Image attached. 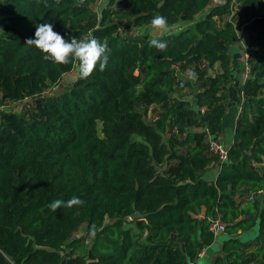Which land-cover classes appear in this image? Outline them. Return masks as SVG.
Masks as SVG:
<instances>
[{
    "label": "trees",
    "instance_id": "obj_1",
    "mask_svg": "<svg viewBox=\"0 0 264 264\" xmlns=\"http://www.w3.org/2000/svg\"><path fill=\"white\" fill-rule=\"evenodd\" d=\"M211 2L107 0L98 12L97 0H0V107L25 100L0 111V264H61L62 246L73 264H205L217 220L210 264H264V0ZM157 15L191 25L128 31ZM39 22L107 45L106 67L81 79L75 60H45L27 43ZM240 33L247 73L220 161L209 139L221 141ZM73 68L70 86L45 95ZM73 195L83 203L48 207ZM82 224L92 242L77 253Z\"/></svg>",
    "mask_w": 264,
    "mask_h": 264
},
{
    "label": "clouds",
    "instance_id": "obj_2",
    "mask_svg": "<svg viewBox=\"0 0 264 264\" xmlns=\"http://www.w3.org/2000/svg\"><path fill=\"white\" fill-rule=\"evenodd\" d=\"M151 24L163 29L166 27L167 19L162 15L154 16ZM27 43L38 48L45 60L66 64L72 60L76 61L79 77H88L93 70L99 66L103 70L109 59V49L107 45L99 43L95 38L77 39L72 36L66 39L59 32L54 31L53 23L39 22L36 25L34 38H29ZM150 44L159 50L167 47V42L157 38L150 40ZM83 203L79 196L73 195L68 200L56 199L48 205L50 209L56 211L61 207H72Z\"/></svg>",
    "mask_w": 264,
    "mask_h": 264
},
{
    "label": "rangeland",
    "instance_id": "obj_3",
    "mask_svg": "<svg viewBox=\"0 0 264 264\" xmlns=\"http://www.w3.org/2000/svg\"><path fill=\"white\" fill-rule=\"evenodd\" d=\"M106 1L107 0H97V3L95 4L94 9L99 12L101 10V8L106 4ZM221 1H223V0H212L211 3L216 4V3H219ZM190 25L191 24L187 21H178L172 25H166L165 28L160 29V28L154 27L152 24H144L142 26H131L128 28V31L131 32L132 34H134V33L137 35L147 34L149 37L162 38L163 36H165L167 34L177 33L181 29H183L187 26H190ZM245 41L246 40H245L243 33H240L237 43H235L231 47L230 55H231V60H232V74H233V78H234V80H233L234 82L232 84H235V85H232V84L228 85L229 83L227 84L228 89H229V94H230L231 88L236 90V92L238 91L240 81L243 79L244 74L246 73V71H245L246 68L242 67L244 65L246 67V62H245L246 54L244 53ZM76 75H77V69L76 68H73L72 70L64 73L61 76L58 83L54 84L53 86H51L49 89H47L45 91V95L58 94V93L62 92L66 87H68L72 84V82L76 78ZM187 92H188L187 88H185L182 91V93L184 95ZM235 94L236 93H234L233 96ZM186 96L190 97V94H186ZM24 103H25V100L24 101H8L2 107H0V111L1 110H6V111L20 110L22 107L25 106ZM234 110H235V108L231 105L225 114L226 117L229 115L230 116L234 115L235 114ZM148 115L150 117L154 118L156 113H155V111L149 110ZM99 127H100V123H99ZM222 143L227 147L226 143H224V142H222ZM211 168H213V167H211ZM221 234L217 235V237L215 238V241L209 246L210 251L213 255L216 253V251L218 250V248L220 246ZM71 238L78 240V245H77L76 250H75L77 253H85L87 248L90 246V244L92 242L91 237L86 234L84 224H82L78 230L73 232ZM60 251L64 256L61 264H73V257L71 256L67 247L62 246L60 248ZM205 264H210V261L208 263H205Z\"/></svg>",
    "mask_w": 264,
    "mask_h": 264
},
{
    "label": "crops",
    "instance_id": "obj_4",
    "mask_svg": "<svg viewBox=\"0 0 264 264\" xmlns=\"http://www.w3.org/2000/svg\"><path fill=\"white\" fill-rule=\"evenodd\" d=\"M246 73L244 74L243 79L245 78ZM243 79L240 81V85L238 87L237 92H236V90H234L232 88L230 90V103H229L228 108H230V106L232 105L235 108V110H234L235 114L231 115V116L229 115L227 117L225 115L223 117V120H222V129H221L220 138H221V142L226 143L227 146H229L233 141V131H234V126H235V121H236L237 114L240 110V104L242 101L241 84L243 82ZM233 80H234V78L232 77L231 80L229 81L228 85L232 84L234 82ZM232 85H235V84H232ZM234 93H236V94L233 96ZM227 111H228V109H227ZM217 169H218L217 167H213V168L208 169L204 173L203 177L206 179H209V180H213L217 174V171H218ZM219 234H217V235H219ZM200 256H201L200 257L201 260L204 263H208L209 261H211L213 254L210 251V247H205L203 249V251L200 253Z\"/></svg>",
    "mask_w": 264,
    "mask_h": 264
},
{
    "label": "built area",
    "instance_id": "obj_5",
    "mask_svg": "<svg viewBox=\"0 0 264 264\" xmlns=\"http://www.w3.org/2000/svg\"><path fill=\"white\" fill-rule=\"evenodd\" d=\"M209 148L218 156L220 161H225L227 159V147L222 142L215 138H211L209 139ZM252 198V194L249 195V199ZM209 229L214 233V235H217L224 231V224L217 220L210 224Z\"/></svg>",
    "mask_w": 264,
    "mask_h": 264
},
{
    "label": "water",
    "instance_id": "obj_6",
    "mask_svg": "<svg viewBox=\"0 0 264 264\" xmlns=\"http://www.w3.org/2000/svg\"><path fill=\"white\" fill-rule=\"evenodd\" d=\"M144 216H145V214H142L140 212H134L129 217H130V219H132V218H141V217H144Z\"/></svg>",
    "mask_w": 264,
    "mask_h": 264
}]
</instances>
